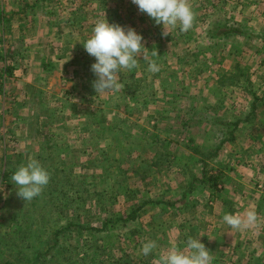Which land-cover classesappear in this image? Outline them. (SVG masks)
<instances>
[{"label":"rangeland","instance_id":"rangeland-1","mask_svg":"<svg viewBox=\"0 0 264 264\" xmlns=\"http://www.w3.org/2000/svg\"><path fill=\"white\" fill-rule=\"evenodd\" d=\"M188 2L195 13L192 28L187 32L169 29L168 35L163 34L162 24H156L132 0L41 1L46 10L33 21L40 29L32 26L27 30L26 26L24 31L20 17L23 28L19 36L27 41L23 39L16 49L29 51L31 59L19 62L18 68V61L8 62L0 72L1 264H159V257L173 246L186 250L189 237L200 238L210 251L212 264H264L263 208L248 197L245 212L254 209L262 213L258 224L244 236L227 224L229 229L222 226V176L217 188L213 180L200 184L202 188L192 195L193 207L187 205L183 210L177 205L183 191L177 185L180 178L196 181L199 171L198 178L206 174L209 179L229 167L263 177L257 171L264 168V154L255 152L250 158L242 152L241 157H234L236 141L222 143L229 137V126L217 123L210 125L214 141H205L201 148L184 143L179 158L167 156L180 143L169 135L164 141V131L172 128L161 130L154 110H145L148 102L144 94L152 92L158 78H139L134 84L137 78L130 76L134 70L148 68L149 60L166 63L170 69L180 57H190L182 63L191 69L197 64L193 57H238L233 54L235 47L247 52L241 56L247 57L246 62L249 57L264 60V39L260 42L257 38L259 33L264 36L260 32L264 0ZM34 8L31 12L38 11ZM105 18L126 29L134 28L146 48L137 56L136 68L119 73L122 85L118 91L96 92L97 77L91 70L95 58L83 43L93 34L96 22ZM240 32L246 36L243 40ZM228 40L233 43L227 44ZM236 40L242 42L234 44ZM256 48L261 52H253ZM170 71L178 76L175 70ZM261 75L264 79L262 68L254 78L241 77V81L250 91L258 89ZM191 84L190 78L181 77L184 90L189 91ZM251 96L239 94L236 101L248 108ZM259 108L257 114L263 117L257 129L264 131V104ZM185 115L190 116L188 111ZM198 117L203 119L199 122L209 121L203 114ZM173 132H178L177 127ZM220 144L226 154L201 165L204 152L198 149L211 151ZM155 150L158 155L153 160L150 155ZM31 159L41 163L50 180L39 196L25 201L11 177ZM181 166L188 167L185 174L176 172ZM255 189L260 190L253 183L254 201L260 198ZM134 212L135 218L128 220ZM149 240L156 241L157 247L145 256L141 249Z\"/></svg>","mask_w":264,"mask_h":264},{"label":"crops","instance_id":"crops-1","mask_svg":"<svg viewBox=\"0 0 264 264\" xmlns=\"http://www.w3.org/2000/svg\"><path fill=\"white\" fill-rule=\"evenodd\" d=\"M6 1L8 0H0V72L4 71L7 68V65H10L8 62L10 63L13 60L18 61L16 67L18 68L20 67L19 62L25 60L28 62V60L31 59L28 58L29 51L26 50L22 52L21 49H16L17 46L20 47V44L23 43V39L27 41L24 36H19L20 30L23 28L22 20L25 22L24 31L26 30V26H28L27 30L32 29V26H34V29H40V25L33 24V21L35 17L38 18V15L40 18L41 14H44L43 12L46 10L43 7L44 5L42 7L40 6L41 1L45 3L46 0H35L34 3H32L30 0H10L12 2L9 5H6ZM34 5L38 7V11L31 12V9L35 7ZM31 14L32 16L30 17ZM20 17H22V20ZM17 29L19 31L18 35ZM260 32L264 33V28L261 29ZM241 34L242 33L240 32V39L246 37ZM226 36L227 35H225V37ZM259 36L261 37H257L258 40L263 42L264 36L260 33ZM257 38H254L253 40L257 41ZM242 40H236L234 44L239 45V42H242ZM226 42L227 44H231L229 42L232 41L228 40ZM240 49L241 48L235 47L233 51V54L238 57H226L225 55L223 56L221 54L214 55L217 57H193V60L195 59L197 64L192 66L191 69H187L188 67L184 66L182 63L184 60L190 59V57H180V60L177 61V65L174 64L175 68L169 69L167 68L168 65L166 63L161 64L160 62L158 64L160 67L159 72L152 73L147 67H144L142 71L139 69L137 71L134 70L131 72L130 76L132 78H137L134 80V84L137 83L139 78V81H144L146 78H158L155 88L152 89L153 93L146 91L144 94L145 99L147 97L146 100L148 102V107H146L145 110H154L153 114H155L156 122L159 124V126H161V130L166 126L171 127L172 130L174 127H177V133L173 132L171 134V129L164 131V133H166L164 135V141L169 135L174 137V141L180 143L178 145L176 143V148L174 151H168L169 154L167 156L176 159L179 158L180 154L184 152L182 147L180 148V146H183L184 143H194L196 146L201 148L203 147L202 144H204L205 141H214V131L210 128V125L217 123L221 125L223 124L224 126H229V129H227L229 137L224 142L232 143L236 141V148H234L233 154L234 157H241L242 152L248 153L250 158H252L255 152L264 154V131L257 129L258 126H260L259 124L263 117L262 115H259L260 113L257 114V109H260L259 107L264 104L263 75H261V79L263 81H260L257 87L258 89H253L251 91L247 86L248 84L246 85L243 80L241 81L243 77L249 79L251 77L254 78L256 70L257 73H259L260 69L262 68L263 72L264 67L262 65H264V60L262 59V61H259L261 57H249L251 60L249 59V61L246 62L247 57L241 56L247 52H245L244 49ZM246 51H248V49ZM253 52L259 53L261 51L259 48H256ZM254 55L256 56L257 54ZM170 70H175V73H178V76H174V71ZM252 71L254 72V75L252 74ZM243 74L246 75L244 76ZM181 77H188L190 80H192L191 88L189 86V91L184 90L185 87L181 85ZM173 80H177L176 83H173ZM194 81H198V85L194 84ZM30 86H33V83ZM261 90L263 91V95L259 96V92ZM239 94L252 95V100L248 99L250 102L247 103L248 108L245 107V104L240 105L242 103H238L236 101V97ZM152 99H155L154 102ZM185 111H188V114L190 115L189 117L185 115ZM199 114H203L204 117L207 118V121H209L207 123L199 122L200 120H203L201 119L202 117H198ZM183 115L185 117H182ZM256 116L257 122H255ZM240 136L244 137V141ZM240 143L243 144L241 147L239 146ZM224 147L225 146L223 145H218L211 151H203V149L199 148L198 150L204 152L201 153L203 154L202 156H204L202 158L203 160H201V165H206L205 163L208 162L212 163L211 160L217 159L220 153L221 156H224L226 154ZM155 152L156 150L150 155V158L153 160L155 159V155L156 157L158 155ZM164 154H167V152ZM190 157L193 158L195 155ZM153 163L156 164L158 162L155 161ZM186 168L188 167L181 166L180 168L176 169V172H178V174H185L184 171H186ZM258 170L259 171L257 172H262L263 177L250 175L248 171L234 167L225 168L223 169V172L218 171V173H220L222 176L223 181V197H221L223 198V203L220 202L221 209L224 212L222 214L246 213L243 207L248 205V199L252 198L255 200L256 194L252 190L253 183L258 189H260H255L257 195L260 196V198L256 201L253 200V202H257L258 205L263 208V213L262 211H257V213L264 214V190H262V182H264V168L259 167ZM197 173L200 174L201 172L197 171ZM197 173L196 181H194L195 179L191 180V178L187 180L185 177H182L180 180H178L179 183L177 185L183 190L181 191L182 198L177 202L179 209L184 210V207L187 205L193 207V203L191 202L194 201V193L197 189L202 188L200 184H203L200 181V178H198ZM256 179L262 180L256 181ZM248 189L250 190L247 192ZM186 195L190 198L186 199ZM194 212H196V210ZM223 225L227 227L226 223L222 224V226ZM228 227L227 229H229ZM249 228L251 230L254 229L252 226ZM248 229L238 231H240L242 236H244L248 233Z\"/></svg>","mask_w":264,"mask_h":264},{"label":"clouds","instance_id":"clouds-1","mask_svg":"<svg viewBox=\"0 0 264 264\" xmlns=\"http://www.w3.org/2000/svg\"><path fill=\"white\" fill-rule=\"evenodd\" d=\"M132 3L156 24H162L164 35L170 34L169 29L178 27L181 32H187L193 26L195 13L188 0H132ZM142 41V35L134 28L126 29L119 24L109 23L106 18L96 22L93 34L83 43L86 52L95 58L91 70L97 77L93 85L96 92L120 89L119 73L122 69L136 68L137 56L146 48ZM143 58L148 59L147 56ZM148 70L156 73L160 67L155 60H149ZM11 180L18 189V195L25 201H31L41 194L49 183L50 175L38 160L31 159L17 168ZM222 219L231 229L244 230L257 225L259 218L258 213L250 209L244 214L226 213ZM156 247V241L149 240L143 244L141 251L147 256ZM159 264H212V256L200 238L189 237L186 250L173 246L159 257Z\"/></svg>","mask_w":264,"mask_h":264},{"label":"trees","instance_id":"trees-1","mask_svg":"<svg viewBox=\"0 0 264 264\" xmlns=\"http://www.w3.org/2000/svg\"><path fill=\"white\" fill-rule=\"evenodd\" d=\"M229 31H231V30H229ZM224 34H227V32H224ZM2 88H3V85L2 84H0V92H2ZM4 93H5V91H4ZM227 133L225 132V131H223V133H222V135H226ZM225 140H227V139H225V138H223L222 139V143L225 141ZM221 143V144H222ZM220 144V145H221ZM163 159H165V158H163ZM205 175L206 174H204V177L202 178V179H200V181L201 182H205L206 180H207V182L209 181V180H213L214 181V185H215V188H217V185H218V183H219V178H220V173H217V174H211V176H210V178L209 179H206V177H205ZM195 181V180H194ZM133 219V218H135V212L134 213H132L129 217H128V220L129 219ZM117 220H119V219H117ZM124 223H125V221H124ZM57 234H60V231L57 233ZM1 264V263H0ZM2 264H9L8 262L6 263H2Z\"/></svg>","mask_w":264,"mask_h":264}]
</instances>
